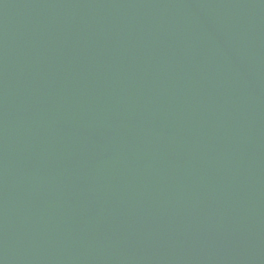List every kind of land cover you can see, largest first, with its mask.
<instances>
[{
	"label": "water",
	"instance_id": "water-1",
	"mask_svg": "<svg viewBox=\"0 0 264 264\" xmlns=\"http://www.w3.org/2000/svg\"><path fill=\"white\" fill-rule=\"evenodd\" d=\"M0 264H264V0H0Z\"/></svg>",
	"mask_w": 264,
	"mask_h": 264
}]
</instances>
